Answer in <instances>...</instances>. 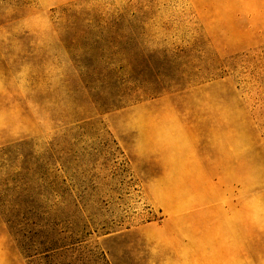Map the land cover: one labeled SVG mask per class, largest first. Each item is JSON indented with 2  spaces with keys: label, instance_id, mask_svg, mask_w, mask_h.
Here are the masks:
<instances>
[{
  "label": "rangeland",
  "instance_id": "1",
  "mask_svg": "<svg viewBox=\"0 0 264 264\" xmlns=\"http://www.w3.org/2000/svg\"><path fill=\"white\" fill-rule=\"evenodd\" d=\"M239 198L264 224V0H0L14 264H238L202 220Z\"/></svg>",
  "mask_w": 264,
  "mask_h": 264
},
{
  "label": "crops",
  "instance_id": "2",
  "mask_svg": "<svg viewBox=\"0 0 264 264\" xmlns=\"http://www.w3.org/2000/svg\"><path fill=\"white\" fill-rule=\"evenodd\" d=\"M258 206L235 202L208 204L202 220L204 251L208 258L264 259V224H258ZM9 235L0 228V264H14Z\"/></svg>",
  "mask_w": 264,
  "mask_h": 264
},
{
  "label": "trees",
  "instance_id": "3",
  "mask_svg": "<svg viewBox=\"0 0 264 264\" xmlns=\"http://www.w3.org/2000/svg\"><path fill=\"white\" fill-rule=\"evenodd\" d=\"M72 243H67V244H62L61 246H57V247H53V248H50L49 250H46L44 252V259H45V262L48 261L49 264H90L88 261L87 262H80L78 261V259H74V260H71V259H68L66 260L65 262H61V263H57L56 261H53L52 259L55 257V256H58V254H56V250L59 248V249H65V250H68L70 247H71ZM104 263L107 264V261L104 259Z\"/></svg>",
  "mask_w": 264,
  "mask_h": 264
}]
</instances>
